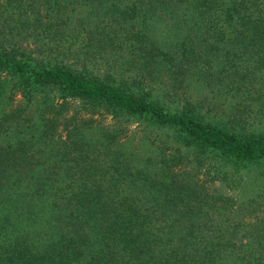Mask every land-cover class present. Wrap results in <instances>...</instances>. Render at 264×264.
Segmentation results:
<instances>
[{
	"label": "trees",
	"instance_id": "16d2710c",
	"mask_svg": "<svg viewBox=\"0 0 264 264\" xmlns=\"http://www.w3.org/2000/svg\"><path fill=\"white\" fill-rule=\"evenodd\" d=\"M81 53L130 66L140 91L168 78L183 110L65 62ZM206 102L264 123V0H0V264H264L263 222L181 173L188 156H135L126 126L93 125L173 130L214 155L192 156L211 181L264 166V135L206 121ZM59 126L76 155L50 149Z\"/></svg>",
	"mask_w": 264,
	"mask_h": 264
},
{
	"label": "rangeland",
	"instance_id": "374dc122",
	"mask_svg": "<svg viewBox=\"0 0 264 264\" xmlns=\"http://www.w3.org/2000/svg\"><path fill=\"white\" fill-rule=\"evenodd\" d=\"M98 56L96 60L89 61V54L86 57L81 53L76 55L75 58L67 56L65 62L67 64H73L72 66L78 69H86V71L92 75L100 77L102 80L108 81L116 85H122L126 88H130L134 92H138V84H133L130 66L124 65L122 62L109 60L110 57ZM63 57H60L62 59ZM174 84V83H173ZM140 92L149 93L150 96L158 98L163 105L171 111H180L184 108V98L181 97L182 90L173 89L172 83L168 78H164L161 84L152 82H143L140 85ZM177 92V94H175ZM196 95L198 100L204 99L203 95H200L195 89L192 92ZM20 97L17 96L13 102L12 109L16 108ZM211 101V100H210ZM216 104H208L207 102L201 104L198 108V113L204 117L206 121L213 124L221 125L228 130L251 131L256 134L264 135V123L263 121H254L251 117H247V113L240 117L239 121L232 120V116L237 114L231 113L230 107ZM79 104L76 102H69L66 107V116H72L79 109ZM231 113V114H230ZM236 113V112H235ZM79 117H88L89 114L80 112ZM238 117V116H237ZM102 125L105 130H116V128H122L126 126V130L122 133L120 139L121 148H127L129 152H132L135 156H156L160 151L164 156H188V161L185 159L184 165H180V172H188L196 179L203 180L207 177L210 189L215 195L222 196L225 199L229 198V207H232L235 218L237 215V221L246 222L249 224H257L259 221L264 225V166L253 164L248 167H240L236 172L228 166L224 165L223 172H227V176H222L211 181L214 174V161H206L202 167L196 166L192 161V156H214L212 154H203L196 150L186 148L183 144L179 143L178 134L173 130H156L155 128H149L145 123L141 122H127V124L117 121L109 115H97L94 116L95 127L98 124ZM241 123V125H240ZM102 126H99L102 128ZM88 129L81 128V130L89 132ZM98 134H103V131H98ZM65 131L62 126H59L57 132L52 135L51 146L52 152H55L57 148H63L67 139ZM89 142V134L86 138ZM73 140L68 141L67 149L64 154L71 152L70 155H76L79 148L75 147ZM51 152L48 151V155ZM187 161V162H186ZM211 168V169H210ZM207 169H210L207 171ZM209 172V175H207ZM248 203V206H246ZM245 205V207H243ZM242 211H241V210Z\"/></svg>",
	"mask_w": 264,
	"mask_h": 264
}]
</instances>
